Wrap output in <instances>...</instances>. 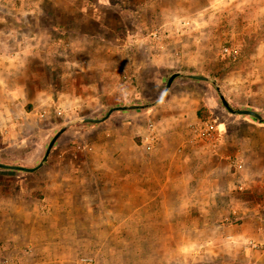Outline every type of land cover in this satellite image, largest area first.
<instances>
[{"label":"rangeland","instance_id":"1","mask_svg":"<svg viewBox=\"0 0 264 264\" xmlns=\"http://www.w3.org/2000/svg\"><path fill=\"white\" fill-rule=\"evenodd\" d=\"M175 73L152 108L76 124L155 103ZM191 74L214 79L234 109L264 117V0H0V163L37 167L70 124L37 174L86 178L87 230L56 233L74 254L65 264H264V123L231 114L217 89ZM195 112V134H169ZM164 139L173 151L183 143L202 151L182 184L183 208L198 215L181 220L199 221V231L158 230V215L123 224L130 165L145 157L137 147ZM29 174L0 169V264H26L27 244L52 233L24 230L6 207L5 188L14 194L15 176Z\"/></svg>","mask_w":264,"mask_h":264},{"label":"crops","instance_id":"2","mask_svg":"<svg viewBox=\"0 0 264 264\" xmlns=\"http://www.w3.org/2000/svg\"><path fill=\"white\" fill-rule=\"evenodd\" d=\"M189 120L191 122L200 121L198 113L195 112L194 116L192 115L189 118L182 116L178 120L180 123H177L173 131H169V134L180 138H183L189 132L195 134L198 130V125H196L197 129L195 126L190 127ZM75 129L78 133L83 131L81 125ZM199 129L201 130V128ZM154 137H156L155 134H151L146 140H152L153 142L155 140ZM167 142L164 139L156 146L137 147L138 151L143 152L145 157L142 160L134 161L130 165V169H133L132 174L128 175L126 179L132 188V194L127 198V200H130L126 206L128 217L123 224L132 223L136 215H148L152 216V218L158 215L156 224L152 223L153 226L157 225L158 230H166V226L173 225L174 229L180 231H199L202 228H199V221H194L192 222L194 225L187 226L181 220L182 216L186 215L190 216L193 221V218L195 220V216L198 215V210L193 207L183 208L182 200L189 196L184 195L182 184L185 183L183 179L184 167L193 164V152L202 151L198 147L194 148V146L184 143L175 146L173 151L172 146L168 145ZM214 151L215 148L212 146L210 149L212 157H214ZM211 160L213 161V159ZM69 162L71 164H79L83 163L84 160L73 159ZM68 166L71 165L69 164ZM37 173L38 171L30 173L29 176H15L17 185L14 194L9 195L10 191L5 188L6 199L9 200L6 204L8 212L11 211L17 215H22V227L24 230L52 232L46 240L40 238L38 241L32 240L29 242L23 250V256L21 257L23 259L21 261L25 259L26 264H65L73 262L74 254H69L67 251L62 250L67 245L60 242L61 240L60 238L58 239L56 233L58 231L87 230L86 216L88 212L85 203L80 201V199H86L87 197L86 178L84 175H77L76 173L60 175L50 174L49 171V174L46 173L45 175ZM172 173L175 176L173 180H171ZM3 177L6 179L12 178L10 175ZM26 182L29 184H26ZM32 182H38L39 185L34 189ZM94 183L98 184V182ZM77 185V193H75L74 190ZM81 195H83L82 198ZM190 196L192 197L194 194L191 193ZM170 199H173V205L171 201H168ZM199 211L203 214V210ZM111 213L118 215L120 212L116 210L115 212L111 211ZM71 216H73V219H71ZM172 216H174V219H171ZM205 225L209 226V224ZM111 229L118 230V224L112 226ZM76 243L79 245L85 242L79 239ZM99 243L102 246L101 242Z\"/></svg>","mask_w":264,"mask_h":264},{"label":"water","instance_id":"3","mask_svg":"<svg viewBox=\"0 0 264 264\" xmlns=\"http://www.w3.org/2000/svg\"><path fill=\"white\" fill-rule=\"evenodd\" d=\"M182 76L181 73H175L173 74L166 85V89H165V93L162 96V98H160L158 101H156L155 103L152 104H147V105H143V106H117V107H113L111 108L107 114L103 117V118H83L80 119L78 121H76V124H100V123H104L105 121H107L108 119L111 118V116L119 111H128V110H137V109H149L152 108L153 106L161 103L166 97L168 92L170 91L173 82L176 80V78ZM189 78L194 79V80H198V81H203V82H209L212 83L217 91L218 94L222 100V103L224 105V107L233 115H246V116H253L255 118H257L259 121H261L262 123H264V117L262 116V114L254 111V110H237L234 109L229 102L227 101V99L225 98L220 86L218 85V83L210 78V77H206V76H200V75H188ZM70 127V124L64 126L63 128H61L53 137V139L51 140L48 149L46 151L45 157L42 160V162L34 168H27V167H23V166H12V165H8V164H3L0 163V169L3 170H12V171H19V172H26V173H35L36 171H38L40 168H42L45 165L46 160L48 159V157L51 154L52 149L54 148L55 144L57 143V141L60 139V137L67 131V129Z\"/></svg>","mask_w":264,"mask_h":264},{"label":"built area","instance_id":"4","mask_svg":"<svg viewBox=\"0 0 264 264\" xmlns=\"http://www.w3.org/2000/svg\"><path fill=\"white\" fill-rule=\"evenodd\" d=\"M82 264H93V261L91 259H84Z\"/></svg>","mask_w":264,"mask_h":264}]
</instances>
